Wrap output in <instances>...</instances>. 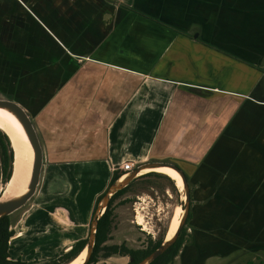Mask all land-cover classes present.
Listing matches in <instances>:
<instances>
[{"label": "crops", "instance_id": "crops-1", "mask_svg": "<svg viewBox=\"0 0 264 264\" xmlns=\"http://www.w3.org/2000/svg\"><path fill=\"white\" fill-rule=\"evenodd\" d=\"M0 10L29 31L20 57L47 62L15 101L42 148L35 194L54 224L88 239L98 199L130 162L174 165L197 185L194 239L231 248L263 237L262 131L254 147L240 142L242 112L264 106V0H0ZM221 141L253 153L221 167Z\"/></svg>", "mask_w": 264, "mask_h": 264}, {"label": "rangeland", "instance_id": "rangeland-1", "mask_svg": "<svg viewBox=\"0 0 264 264\" xmlns=\"http://www.w3.org/2000/svg\"><path fill=\"white\" fill-rule=\"evenodd\" d=\"M22 2L30 8L32 0H22ZM1 13L0 99L21 100L23 99L25 86L30 84V77H27V75L37 68L46 70L45 65L47 62H30L24 60V57H20L18 51H22L26 55L30 54L22 50L20 44V41L28 37L29 31L15 29L14 22L15 15H17L15 10L6 12V14H3V11ZM22 16L21 20L25 25L28 20L25 15ZM242 113L243 117L246 118L242 123H245L244 132L247 135L242 136L240 143L247 141L246 149H249L250 145L254 147L256 141L255 130H259V139L261 136L260 131H262L264 153V106H251ZM234 148L235 150H233ZM244 152L239 150V143L237 142L231 148L229 144L224 145L221 141L218 146V153L224 154H220L219 159L216 158L215 164L221 167L229 165V161L239 159L234 157L236 156L234 153ZM245 153L253 152L246 151ZM150 173L155 174L147 173L133 179L128 184L127 192L114 200L111 206L114 213L113 226L110 240L106 243L107 246L125 244L128 248L142 249L150 239L156 241L163 238L165 240L171 222L175 218L176 208H181L184 205L185 193L181 191V188H177L176 183L167 175L157 172ZM187 185L191 197L189 217L186 215L182 225L185 231V243L173 264H262L264 253L256 254L254 249L255 245L264 247V231L262 238H256L255 236L231 238V248L228 246L223 248V238L221 237L216 239V244H212V239L205 236L198 240L194 239L193 235L197 228L192 209L194 212L197 211L196 205H201L200 201L202 200L200 199L199 202L196 200L197 185L192 183L188 177ZM4 189L5 186L1 184L0 179V200L4 199ZM41 203V198L38 199L35 194L21 209L12 214L11 221L14 231V236L10 241L12 260L19 258L26 264L49 262L61 256L65 253L67 246L79 240V237L72 235L64 225L54 224L49 218L50 216L48 217L43 211ZM138 219H142V225L137 224ZM201 225L205 226L206 224ZM234 225H238L237 222ZM222 230L226 231L227 229H211V231L221 233ZM203 233L207 232L203 230ZM253 234L256 235V233ZM87 236L88 233L86 238ZM193 243H197V246L193 247ZM239 247H242V249L239 250ZM247 247L254 252L245 251ZM233 249L236 250L233 251ZM128 262L129 258L127 256L114 255L109 258L99 257L98 261L92 264H128Z\"/></svg>", "mask_w": 264, "mask_h": 264}, {"label": "trees", "instance_id": "trees-1", "mask_svg": "<svg viewBox=\"0 0 264 264\" xmlns=\"http://www.w3.org/2000/svg\"><path fill=\"white\" fill-rule=\"evenodd\" d=\"M13 165V150L11 148L8 137L0 130V179L1 184L6 185L12 174ZM155 174V173H149ZM122 173L116 172L112 177V183H114ZM127 185L123 189L117 191L107 204L103 214L99 218L96 227L95 241L92 253L86 264H92L98 261L99 257L109 258L114 255L127 256L131 261L128 264H139L146 257L152 254L163 242V238L156 241L149 240L147 245L142 249L128 248L125 244L119 246L112 245L107 246L106 243L110 240V234L113 226V209L111 208L115 199L123 196L128 189ZM101 196L98 201L102 198ZM189 212L187 213V215ZM11 216H5L0 218V264H26L21 259L12 260L10 256V250L12 245L10 243L11 238L14 236L12 229ZM189 217V215H188ZM88 239H81L75 242L68 252L63 253L56 259L40 263V264H69L75 260L79 254L84 250ZM185 243V231L181 227L178 236L174 243L158 258H156L150 264H173L175 258L178 256L180 250Z\"/></svg>", "mask_w": 264, "mask_h": 264}, {"label": "water", "instance_id": "water-1", "mask_svg": "<svg viewBox=\"0 0 264 264\" xmlns=\"http://www.w3.org/2000/svg\"><path fill=\"white\" fill-rule=\"evenodd\" d=\"M0 108H5L9 110L11 113L15 115V117L20 121L22 124L27 137L29 139V142L32 146V149L34 151V162H33V168H32V177L30 179L29 188L25 195L20 197L19 199H13V200H7V201H1L0 202V218L5 216H10L19 209H21L36 193L37 188L39 186L40 181V175H41V169H42V163H43V153L42 148L36 133V130L33 126L32 120L28 112L15 100L13 99H0ZM171 167L174 170H176L184 183V193H185V201L183 205L184 215L178 225V228L174 234V236L166 241L162 242V244L157 248L152 254H150L148 257H146L143 261H141L139 264H150L153 262L156 258H158L160 255H162L176 240L179 230L182 227L185 217L189 211V201H190V194L188 191V185L186 181V177L184 173L176 166L174 165H143L140 167H136L132 172L126 173L122 175L114 185H112L106 194L99 200L94 217L92 226L90 229V235L87 240V244L85 248L87 249V257L83 264H86L94 247V241H95V233H96V227L97 222L101 215L103 214L109 200L115 194L117 191L123 189L126 187L133 179L139 176V172L143 169L148 168H155V167ZM13 177V173L11 174V178ZM84 248V249H85Z\"/></svg>", "mask_w": 264, "mask_h": 264}, {"label": "bare ground", "instance_id": "bare-ground-1", "mask_svg": "<svg viewBox=\"0 0 264 264\" xmlns=\"http://www.w3.org/2000/svg\"><path fill=\"white\" fill-rule=\"evenodd\" d=\"M0 130L8 137L14 153L12 165L13 177L10 178L9 182L5 185L4 199L0 200L1 202L19 199L27 193L30 179L32 177L34 151L20 121L13 113L5 108H0ZM150 172H157L167 175L176 183L177 188L179 187L181 188V191H184V183L182 178L180 174L173 168L165 166L143 169L139 172V176ZM183 215V208L177 207L175 218H173L169 232L166 236V241L170 240L174 236L180 223L181 216ZM137 224L142 225V219H138ZM86 257L87 249L85 248L79 254V256L69 264H83Z\"/></svg>", "mask_w": 264, "mask_h": 264}, {"label": "built area", "instance_id": "built-area-1", "mask_svg": "<svg viewBox=\"0 0 264 264\" xmlns=\"http://www.w3.org/2000/svg\"><path fill=\"white\" fill-rule=\"evenodd\" d=\"M135 169V166L130 163V162H126L123 163L120 167H119V171L122 173V175L126 174V173H130Z\"/></svg>", "mask_w": 264, "mask_h": 264}, {"label": "flooded vegetation", "instance_id": "flooded-vegetation-1", "mask_svg": "<svg viewBox=\"0 0 264 264\" xmlns=\"http://www.w3.org/2000/svg\"><path fill=\"white\" fill-rule=\"evenodd\" d=\"M261 89H263V86H264V78L262 79V81H261ZM263 97H264V94H263ZM129 261H131V259H129Z\"/></svg>", "mask_w": 264, "mask_h": 264}]
</instances>
